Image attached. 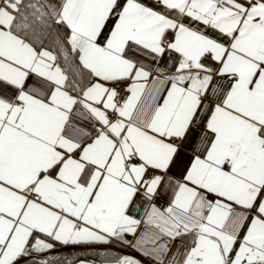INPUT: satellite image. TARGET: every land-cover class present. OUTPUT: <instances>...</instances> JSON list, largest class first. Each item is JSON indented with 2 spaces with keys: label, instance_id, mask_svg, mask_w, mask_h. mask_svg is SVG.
I'll return each instance as SVG.
<instances>
[{
  "label": "snow or ice",
  "instance_id": "1",
  "mask_svg": "<svg viewBox=\"0 0 264 264\" xmlns=\"http://www.w3.org/2000/svg\"><path fill=\"white\" fill-rule=\"evenodd\" d=\"M264 264V0H0V264Z\"/></svg>",
  "mask_w": 264,
  "mask_h": 264
},
{
  "label": "trees",
  "instance_id": "2",
  "mask_svg": "<svg viewBox=\"0 0 264 264\" xmlns=\"http://www.w3.org/2000/svg\"><path fill=\"white\" fill-rule=\"evenodd\" d=\"M101 249H108L112 252L116 253H122V252H128L130 254V251L127 249H124L120 247L118 244H109V245H100L98 246ZM93 249L89 247H85L83 245L73 246V245H61L57 244L56 248L53 253H50L51 255H60L62 257H69L72 258L74 261H77L82 258H89L95 261H98L99 258L92 254Z\"/></svg>",
  "mask_w": 264,
  "mask_h": 264
},
{
  "label": "crops",
  "instance_id": "3",
  "mask_svg": "<svg viewBox=\"0 0 264 264\" xmlns=\"http://www.w3.org/2000/svg\"><path fill=\"white\" fill-rule=\"evenodd\" d=\"M130 254L134 255L137 259H140L143 262V264H149V261L145 257L141 256L139 253L130 251Z\"/></svg>",
  "mask_w": 264,
  "mask_h": 264
},
{
  "label": "water",
  "instance_id": "4",
  "mask_svg": "<svg viewBox=\"0 0 264 264\" xmlns=\"http://www.w3.org/2000/svg\"><path fill=\"white\" fill-rule=\"evenodd\" d=\"M80 260H88V259H80ZM80 260H77L76 263H78ZM88 261H93V260H88Z\"/></svg>",
  "mask_w": 264,
  "mask_h": 264
},
{
  "label": "rangeland",
  "instance_id": "5",
  "mask_svg": "<svg viewBox=\"0 0 264 264\" xmlns=\"http://www.w3.org/2000/svg\"><path fill=\"white\" fill-rule=\"evenodd\" d=\"M82 259H88V260H92V259H89V258H82ZM80 260V259H79ZM94 261V260H93ZM76 262V261H75Z\"/></svg>",
  "mask_w": 264,
  "mask_h": 264
},
{
  "label": "bare ground",
  "instance_id": "6",
  "mask_svg": "<svg viewBox=\"0 0 264 264\" xmlns=\"http://www.w3.org/2000/svg\"><path fill=\"white\" fill-rule=\"evenodd\" d=\"M76 264H79V262H78V263H76Z\"/></svg>",
  "mask_w": 264,
  "mask_h": 264
}]
</instances>
